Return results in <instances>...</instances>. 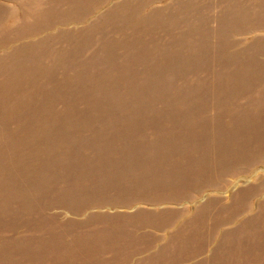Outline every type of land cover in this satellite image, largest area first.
Instances as JSON below:
<instances>
[{
    "label": "rangeland",
    "instance_id": "rangeland-1",
    "mask_svg": "<svg viewBox=\"0 0 264 264\" xmlns=\"http://www.w3.org/2000/svg\"><path fill=\"white\" fill-rule=\"evenodd\" d=\"M0 264H264V0H0Z\"/></svg>",
    "mask_w": 264,
    "mask_h": 264
}]
</instances>
